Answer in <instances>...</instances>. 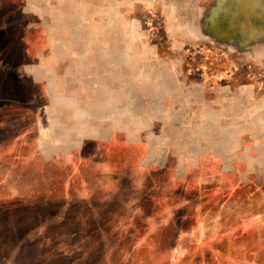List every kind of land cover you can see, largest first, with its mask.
<instances>
[{
	"label": "rangeland",
	"instance_id": "1",
	"mask_svg": "<svg viewBox=\"0 0 264 264\" xmlns=\"http://www.w3.org/2000/svg\"><path fill=\"white\" fill-rule=\"evenodd\" d=\"M6 26L35 75L0 90V264H264V0H0Z\"/></svg>",
	"mask_w": 264,
	"mask_h": 264
},
{
	"label": "crops",
	"instance_id": "2",
	"mask_svg": "<svg viewBox=\"0 0 264 264\" xmlns=\"http://www.w3.org/2000/svg\"><path fill=\"white\" fill-rule=\"evenodd\" d=\"M2 14H7V12L5 13V11ZM8 26L3 27L2 29L0 28V31H5L8 30ZM21 30H24L23 27H21ZM17 40H16V44L14 45V47H16L17 49H19V46L17 45ZM68 44L67 42L65 43V46ZM15 56H17L16 58V62H8V60H4V59H0V90L1 92H7V95H18V94H23L25 95L26 92L25 90L28 91V95H33V89L30 90L31 88V83L34 84V75H35V69H33L32 71V75H33V79L31 81V79H27V84L23 82H25V72L23 71V69H20L21 66L24 68L25 65V60L23 59V53L21 51H19V53H15ZM12 75V77L10 76ZM26 84V85H25ZM22 85V87H21ZM25 94H24V93ZM32 93V94H31ZM7 96V97H8Z\"/></svg>",
	"mask_w": 264,
	"mask_h": 264
}]
</instances>
